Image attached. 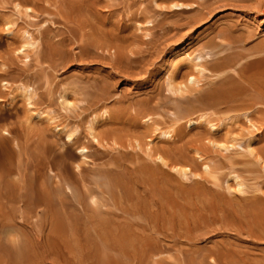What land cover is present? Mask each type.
<instances>
[{
  "label": "rangeland",
  "instance_id": "obj_1",
  "mask_svg": "<svg viewBox=\"0 0 264 264\" xmlns=\"http://www.w3.org/2000/svg\"><path fill=\"white\" fill-rule=\"evenodd\" d=\"M257 1L0 0V264H264V120L205 108L211 120L174 139L147 125L153 117L168 123L176 102L190 103L221 77L193 67L200 90L179 95L175 87L178 66H192L189 57L220 28L243 35L244 47L264 46V0ZM117 40L139 60L120 58ZM220 49L203 60L229 51ZM137 99L148 100L152 118L135 113ZM90 119L105 133L99 143ZM146 132L155 133L152 144L164 141L168 156L147 151ZM173 147L180 161L169 157Z\"/></svg>",
  "mask_w": 264,
  "mask_h": 264
},
{
  "label": "bare ground",
  "instance_id": "obj_2",
  "mask_svg": "<svg viewBox=\"0 0 264 264\" xmlns=\"http://www.w3.org/2000/svg\"><path fill=\"white\" fill-rule=\"evenodd\" d=\"M24 1V0H23ZM51 1V0H50ZM57 1V0H56ZM67 0H65V2H66ZM260 1V0H259ZM259 1H257L258 3H259ZM43 2V1H42ZM64 2V1H63ZM62 2V4H64ZM72 2V1H71ZM84 2V1H83ZM17 3V2H16ZM50 4V3H49ZM172 4V3H171ZM174 4H177V6L179 5L180 6V4L182 5V4H184V3H182V2H179V1H174L173 2V6H174ZM254 4H255V2H254ZM40 5V4H39ZM65 5H67V4H65ZM187 5V4H186ZM44 6H46V5H43L42 7L44 8ZM188 6V5H187ZM256 6V5H255ZM47 8H49V6H47ZM64 8H66V7H64ZM182 8V7H181ZM52 8H50L49 10H51ZM67 9H69V8H67ZM180 9V8H179ZM38 10V9H37ZM42 10H44V9H42ZM53 10V9H52ZM39 11V10H38ZM46 11H48V9H46ZM54 11V10H53ZM68 11V10H67ZM42 12V11H41ZM50 12H52V11H50ZM36 13V12H35ZM56 14L57 16L58 15H60L59 17V20H61L62 19V21L67 25V26H69V23H68V19H67V17L65 16V11H64V13L61 11H59V10H57V11H55V12H53V14ZM79 13V12H78ZM74 14H76L77 15V13H74ZM80 14V13H79ZM56 17V16H55ZM144 17H146V16H144ZM147 18V17H146ZM37 21V20H36ZM149 21H151V20H149ZM147 22H148V20H147ZM139 23V22H138ZM76 24V23H75ZM82 25V24H81ZM48 28H49V26H48ZM66 28V27H65ZM149 28V27H148ZM145 29V30H149V29ZM151 28V27H150ZM67 29V28H66ZM139 29H141V27L139 28ZM152 29V28H151ZM229 28H220L216 33H215V35L214 36H212L210 39H208L207 41H205V42H203L201 45H200V47H198L197 48V50L195 51V53L191 56V57H189L190 56V54H189V61L191 62V65L192 66H190L189 68H180V66H178L177 68V70H176V73L178 74V75H180V77H181V79H179L178 81H177V83L178 84H176L175 85V87H177L179 90H180V92H179V90H178V94L179 95H182L183 93H185V95H186V93H188V94H190L191 92H193V91H198V90H200V88H201V86H199L198 85V83H199V73H197V72H195L194 71V69H193V67L195 68V69H198V70H201L200 72H202V70H203V68H208L209 67V69L211 70V71H213V72H215L216 74H221V77L213 84V85H211V87H208V88H206V89H204L202 92H198V93H195V94H193L192 96H190V97H188L187 98V100L188 101H191L190 103H186L185 102V104H182V102L181 101H178V102H176V98H175V102H176V104H175V109H173L172 110V114H173V117H171V118H168L169 119V122L168 123H166V121L164 120V123H162V124H160V121H162V120H159V119H157V118H154L153 117V121H151V122H147V125L148 126H150L151 128H158V132L160 133V135H162V136H164V135H167L168 137H171L172 139H174L175 137H181L182 136V134L184 133V128L185 127H187L188 125H190V127H195V126H197L201 121H204V120H206V119H208V121H210L211 120V116L210 115H206V116H204L203 115V113H205V111H203V109H205V108H212L214 111H218V110H227V111H229V110H238L237 112H239V113H241V114H243L245 117H246V119H248L249 120V122H251V123H255L257 120L258 121H261V120H264V46H252V47H244V44H245V39H243L244 37H243V35H241V34H233V32L232 31H230V30H228ZM39 30H41V29H39ZM48 30V29H47ZM68 30V29H67ZM44 31H45V29H44ZM40 32V31H39ZM69 32V31H68ZM146 32V31H145ZM6 33H9V32H6ZM42 33H44V32H42ZM147 33V32H146ZM145 33V34H146ZM40 34V33H39ZM86 34V33H85ZM71 35V34H70ZM87 36H89L88 34H86ZM26 36H27V41H31V34L28 32L27 34H26ZM72 36V35H71ZM118 36V35H117ZM147 36V35H146ZM36 37V36H35ZM102 37H103V35H102ZM102 37H101V39H102ZM119 37H120V35H119ZM89 38V37H88ZM129 39H130V37H128ZM214 38H218L219 39V41H215L214 40ZM36 39V38H35ZM72 39V38H71ZM91 39V38H90ZM95 39V41L96 40H99L100 41V37L97 39V38H94ZM78 40V39H77ZM86 40H87V38H86ZM113 40V39H112ZM135 40V39H134ZM90 41L91 40H89V41H87V42H89L88 43V45H91L90 44ZM94 41V40H93ZM92 41V42H93ZM99 41H98V43H99ZM118 41H120V40H117L116 41V43H114L115 41H113V46L115 47V52L117 51V53H118V55H120L119 57L120 58H124L123 56H127V59H128V61L129 60H135V59H137V58H135V56H138V55H131V54H129L128 52H126L125 50H124V48L125 47H127V45L126 44H124V43H119ZM128 41V40H127ZM144 40H142V42H143ZM82 42H84V41H82ZM105 40H104V42H102V44H104L105 45ZM111 41H109V43H110ZM118 42V43H117ZM121 42V41H120ZM126 42V41H125ZM130 42H132L133 43V39H132V41H128V46H130L129 45V43ZM135 42V41H134ZM244 44H243V43ZM77 43V42H76ZM85 43V42H84ZM97 43V44H98ZM81 44V43H80ZM87 44V43H86ZM107 44V43H106ZM131 44V43H130ZM78 45V44H77ZM109 45V44H108ZM87 46V45H86ZM85 46V48L87 49V47ZM101 45H99V48H102V46L100 47ZM106 46V45H105ZM105 46H103L104 48H105ZM131 46H132V44H131ZM219 46H221V47H223L225 50H229L228 52H225V53H223L222 55H219L213 62H209V61H207V60H203L205 57H206V55L209 53V51L210 50H212V49H214V48H217V47H219ZM226 46V47H225ZM108 47V46H107ZM111 48H112V46H110ZM97 48H98V46H97ZM103 48V49H104ZM128 48V47H127ZM235 48H238V49H235ZM80 49V48H79ZM103 49H99L100 51L102 50L103 51ZM107 49V48H106ZM126 49V48H125ZM224 49H220L219 51H216V52H220V51H222V50H224ZM139 50V49H138ZM27 51V50H26ZM112 51H114L113 49H112ZM132 53H133V50L131 49L130 50ZM107 52V51H106ZM109 52H110V49H109ZM135 52V51H134ZM139 51H137V53H138ZM222 53V52H221ZM220 53V54H221ZM90 54V53H89ZM134 54V53H133ZM30 55V54H29ZM29 55H27V57H29ZM91 55V54H90ZM100 54H98V56H99ZM103 55H104V53H103ZM75 56V55H74ZM77 56V55H76ZM83 56V55H82ZM94 56H95V53H94ZM96 56H97V54H96ZM101 56H102V54H101ZM105 56V55H104ZM110 56V55H109ZM112 56H114V55H112ZM122 56V57H121ZM26 57V56H25ZM24 57V58H25ZM100 57V56H99ZM103 57V56H102ZM106 58H108L107 56H105ZM118 57V56H117ZM77 58H79V56L77 57ZM28 59V58H27ZM114 59V58H113ZM116 59V58H115ZM126 59V58H125ZM125 59H123V61L121 62L120 61V63H123L124 62V60ZM126 59V60H127ZM196 60V62H192L193 60ZM117 60V62H118V60L119 59H116ZM115 60V61H116ZM121 60V59H120ZM137 60H139V59H137ZM7 61V60H6ZM6 63V62H5ZM112 63V62H111ZM116 63V62H115ZM115 65H117V64H115ZM122 65V64H121ZM126 65H128V64H126ZM123 66V65H122ZM125 66V65H124ZM130 66H132V65H129V66H126V67H124V68H130ZM120 68H121V66H120ZM129 70V69H128ZM227 71H231L230 73L229 72H227ZM171 72V71H170ZM173 73H174V71H173ZM225 73V74H224ZM170 74V73H169ZM173 75V74H172ZM177 77V76H176ZM179 77V76H178ZM179 77V78H180ZM172 79H173V77H172ZM178 79V78H177ZM175 82H176V80H175ZM166 84H167V82H166ZM182 84H183V86H182ZM194 85L196 86L197 85V87H194ZM167 86V85H166ZM167 87H169V86H167ZM33 89V88H32ZM169 89V88H168ZM170 90H173V89H171L170 88ZM174 91V90H173ZM99 92V91H98ZM176 93V92H175ZM85 94V93H84ZM151 94V93H150ZM155 94V93H154ZM177 94V93H176ZM90 95V94H89ZM158 95V94H157ZM151 96H153V94L151 95ZM169 96V95H168ZM39 97V96H38ZM93 97V96H92ZM167 97V96H166ZM170 97V96H169ZM169 97H168V99H169ZM40 98V97H39ZM87 98V97H86ZM91 98V97H90ZM111 98V97H110ZM122 98H124V97H122ZM154 98H157V97H154ZM42 99V98H41ZM118 99V98H117ZM132 99V98H131ZM158 99V98H157ZM167 99V98H166ZM36 100H40V99H36ZM87 100V99H86ZM91 100V99H90ZM108 100V99H107ZM114 100V99H113ZM120 100V99H119ZM127 100H129V99H127ZM172 100V99H171ZM103 101V100H102ZM105 101V100H104ZM124 101V100H123ZM132 101V100H131ZM158 101V100H157ZM156 101V102H157ZM186 101V100H185ZM195 101V102H194ZM31 103H32V101H30ZM85 102H89L88 100L87 101H85ZM91 102V101H90ZM100 102V101H99ZM111 102H112V100H111ZM120 102H121V100H120ZM126 102V101H125ZM154 102V101H153ZM115 103V102H114ZM131 104L133 105V107L135 108V113H140V114H147V113H149L148 112V100H144V99H137V100H133L132 102H131ZM86 105V104H85ZM95 105H97V104H95ZM100 105V104H99ZM98 105V106H99ZM102 105V104H101ZM109 106L111 105V103H109L108 104ZM114 105V104H113ZM120 105V104H119ZM119 105H118V110H120L121 111V108L119 107ZM126 105V104H125ZM152 105V104H151ZM161 106H162V104H160ZM89 106V105H88ZM127 106V108L129 107V106H131V105H126ZM126 106H124V107H126ZM153 106V105H152ZM82 107H84V106H82ZM81 107V108H82ZM86 107H87V105H86ZM102 107V106H101ZM154 107V106H153ZM160 107V106H159ZM167 107V106H166ZM89 108H91L90 106H89ZM100 108V107H99ZM104 108V107H103ZM108 108V107H107ZM112 108H114V110H115V108H117V107H113L112 106ZM120 108V109H119ZM123 108V107H122ZM133 108V109H134ZM155 108H156V103H155ZM163 108H165V107H163ZM168 108V107H167ZM13 109V108H12ZM14 109H15V107H14ZM84 109V108H83ZM82 110V109H81ZM123 110V112L122 113H125L124 112V108L122 109ZM211 110V109H210ZM209 110V112L211 113L212 111H210ZM5 111V110H4ZM4 111H3V113H4ZM10 111V110H9ZM13 111V110H12ZM83 111V110H82ZM86 111V110H85ZM101 111V110H100ZM105 111V110H104ZM103 111V112H104ZM107 111V110H106ZM120 111H118V112H120ZM127 111V110H126ZM169 111V110H168ZM227 111H224V112H222V113H226ZM1 113H2V110L0 111ZM16 112V111H15ZM92 112H94V111H92ZM111 112V111H110ZM231 112V111H230ZM234 112V111H233ZM236 112V111H235ZM128 113V112H127ZM207 113V112H206ZM209 113V114H210ZM221 113V112H220ZM221 113V114H222ZM229 113V112H228ZM258 113V114H257ZM7 114V113H6ZM110 114H112V113H110ZM152 114V113H151ZM153 114H155V113H153ZM213 114V113H212ZM218 114H219V112H218ZM94 115V114H93ZM117 115V114H116ZM135 115V114H134ZM17 116V115H16ZM114 116V115H113ZM134 117V116H133ZM136 117V116H135ZM144 117H145V115H144ZM143 117V118H144ZM147 117H151L152 118V115H150V113L148 114V116ZM123 118V117H122ZM184 118V120H182V119ZM127 119V118H126ZM79 120H81V119H78V121ZM91 120V119H90ZM80 122H82V121H80ZM154 122H155V124H154ZM18 123H20V122H18ZM79 123V122H78ZM83 123V122H82ZM89 123V122H88ZM197 123V124H196ZM258 123H260V122H258ZM109 123H107V128L108 129H110V127H109V125H108ZM113 123H111L110 125H112ZM210 124L211 125H214L213 124V121H211L210 122ZM209 124V125H210ZM79 125V124H78ZM81 125H83V124H81ZM105 125V124H104ZM104 125H103V127H104ZM114 125H116V123H114ZM120 125V124H119ZM118 125V126H119ZM210 125V126H211ZM255 124H253L252 126H254ZM24 126H25V124H24ZM99 126V125H98ZM121 126L123 127V125H122V123H121ZM127 126V125H126ZM125 126V127H126ZM256 126V125H255ZM79 127H80V125H79ZM78 127V128H79ZM102 127V128H103ZM124 127V128H125ZM128 127V126H127ZM132 127V126H131ZM211 127H213V126H211ZM97 128V127H96ZM117 128V127H116ZM133 128V127H132ZM51 129V128H50ZM100 129V128H99ZM104 129H105V127H104ZM112 129H115V128H113V126H112ZM118 129H119V127H118ZM117 129V130H118ZM138 129H139V127H138ZM186 129V128H185ZM199 129V128H198ZM74 130L75 129H70V131H67V136L68 137H70L71 138V134L74 132ZM79 130V129H78ZM81 130V129H80ZM83 130V129H82ZM81 130V131H82ZM87 130V129H86ZM111 130V129H110ZM109 130V131H110ZM136 130V129H135ZM187 130V129H186ZM33 131V130H32ZM31 131V132H32ZM41 131V133H42V130H40ZM88 133H90V135H91V137L92 138H94L95 139V141L97 142V143H99L100 141H101V137L105 134V133H103V135H102V133H101V131L102 130H99L100 131V133H99V131H97V129H95V124H94V121H90V123H89V125H88ZM114 131V130H113ZM120 131V130H119ZM118 131V132H119ZM141 131V130H140ZM195 131V130H194ZM7 132V131H6ZM22 132V131H21ZM30 132V133H31ZM36 132V131H35ZM83 132V131H82ZM132 132H134L133 130H132ZM136 132L137 133H134L135 135H137L139 132L136 130ZM198 132H199V130H198ZM23 133V132H22ZM30 133L28 134V137H29V135H30ZM34 133V132H33ZM37 134L39 133V131L38 132H36ZM113 133V132H112ZM112 133H110L109 134V136H111L112 135ZM115 133H117V131L115 130ZM120 133V132H119ZM118 133V134H119ZM123 133H127L126 132V129H125V132H123ZM123 133H120L121 135L123 134ZM147 133V132H146ZM146 133H144V135L146 134ZM150 133V137H149V139H148V141H146L145 142V139H142V141H144L145 143H142V145L143 144H145L146 145V143L148 144V146H147V151L148 152H150L151 154H155L156 156H158V157H160L161 159H163L164 157H165V155H167L168 153H169V150H166L167 149V147L166 148H164L163 147V145H161L162 143H164V141L162 142V141H159V142H162L160 145H154V144H152L151 143V139H153L154 138V134L155 133H152V132H149ZM149 133H147L146 135H149ZM191 133L193 134V131H191ZM200 133H203V131H200ZM9 134V133H8ZM114 134V133H113ZM127 134H129V133H127ZM126 134V135H127ZM131 134V133H130ZM129 134V135H130ZM141 134L143 135V133L141 132ZM10 135V134H9ZM24 135H25V133L23 134V137H24ZM43 135V134H42ZM60 135V134H59ZM79 135H80V133H79ZM79 135H77V136H79ZM134 135V136H135ZM139 135V134H138ZM137 135V136H138ZM186 135H188V134H186ZM185 135V136H186ZM201 135H203V134H201ZM38 136H40V135H38ZM56 136L58 137V135L56 134ZM66 136V135H65ZM108 136V137H109ZM133 136V135H132ZM185 136H184V138H185ZM189 136V139H191L190 137V135H188ZM27 137V136H26ZM27 137V138H28ZM34 137V136H33ZM35 137H37V136H35ZM40 137H42V136H40ZM53 137H55L54 135H53ZM62 137V136H61ZM89 138L90 140H92V138ZM108 137L107 136H105V138L106 139H108ZM112 137V136H111ZM119 137H121L122 138V136H119ZM118 137V138H119ZM129 138L131 137V135L130 136H128ZM147 137V136H146ZM194 137V136H193ZM192 137V138H193ZM197 138H200V134H198L197 136H196ZM32 138V137H31ZM30 138V139H31ZM77 138L78 137H72V140L73 141H77ZM120 138V139H121ZM126 138V137H125ZM134 138V137H133ZM132 138V139H133ZM140 138V139H139ZM138 138V140H136V141H138V144H141V141H139V140H141V138L142 137H139ZM164 138V137H163ZM183 138V139H184ZM63 139V138H62ZM111 138H109V140H110ZM135 139V138H134ZM137 139V138H136ZM183 139H180V140H182V142H183ZM186 139H188V138H186ZM211 139V138H210ZM5 140V139H4ZM13 140V139H12ZM23 140V139H22ZM32 140V139H31ZM33 140H34V138H33ZM41 140V139H40ZM54 140H55V138H54ZM61 140V139H60ZM115 141H117V139L115 138L114 139ZM127 140H128V138H127ZM126 140V141H127ZM215 140V139H214ZM106 141V140H105ZM112 141V140H111ZM253 140L251 139V141H249L248 142V144L249 145H251V148H252V146H253V142H252ZM12 142H14V141H12ZM41 142V141H40ZM64 142V141H63ZM166 142V141H165ZM177 142H178V140H177ZM180 142V141H179ZM178 142V143H179ZM188 142V141H187ZM218 142H221V141H218ZM30 142L28 141V143H27V145L29 144ZM35 143H36V145L38 144L36 141H35ZM102 143V145L104 146V144H103V142H101ZM110 143V142H109ZM116 143V142H115ZM120 144H124V139L122 140L121 139V141L119 142ZM118 143V144H119ZM127 143V142H126ZM126 143L124 144V146H126ZM130 143H131V139H130ZM181 143V142H180ZM14 144V143H13ZM34 144V143H33ZM56 144V143H55ZM106 144V143H105ZM108 144V143H107ZM117 144V143H116ZM119 144V145H120ZM137 144V145H138ZM183 144H184V142H183ZM185 144H186V142H185ZM238 144H241V143H239L238 142ZM26 145V146H27ZM31 145V148H32V150H33V145L32 144H30ZM35 145V144H34ZM41 145H43V142H42V144ZM40 145V146H41ZM87 145L88 144H86V142L84 143V142H81L80 144H79V147H81L82 148V150H83V147H87ZM98 145H100V144H98ZM129 145H131V144H129ZM164 145H165V143H164ZM169 146H170V144H168ZM172 145V144H171ZM181 145V144H180ZM56 146V145H55ZM132 146V145H131ZM175 146V145H174ZM189 146V145H188ZM16 147V146H15ZM44 147V146H43ZM43 147H41V148H43ZM67 146H65V148H66ZM89 147V146H88ZM99 147V146H98ZM110 147H112L113 148V146H111V144H110ZM119 147V146H118ZM182 147V146H181ZM190 147V146H189ZM248 147H250V146H248ZM17 148V147H16ZM56 148V147H55ZM68 148V147H67ZM91 148V147H90ZM100 148V147H99ZM106 147L104 146V149H105ZM108 148V147H107ZM174 148H176V147H173L172 148V153H173V149ZM109 149V148H108ZM121 149H122V147H121ZM121 149H120V151H121ZM170 149V148H169ZM253 149V148H252ZM102 150V149H101ZM112 150V149H111ZM113 150H114V148H113ZM112 150V151H113ZM118 150V149H117ZM125 150H127V149H125ZM182 150H184V149H182ZM185 150L187 151L188 149H187V147L185 148ZM17 151V150H16ZM63 151V150H62ZM61 151V152H62ZM107 151H109V150H107ZM116 151V150H115ZM130 151V150H129ZM136 151V150H135ZM144 151V150H143ZM175 151V150H174ZM30 152V151H29ZM32 152V151H31ZM57 152H59V151H57ZM17 153V152H16ZM111 153V152H110ZM138 153V152H137ZM187 153V152H186ZM30 154V153H29ZM185 154V153H184ZM188 154V153H187ZM253 154V153H252ZM37 155H38V153H37ZM170 156V158L171 157H175L176 159H178L179 158V156L180 155H176V152H175V154L173 153V155H171V154H169ZM257 155H258V157L260 158V156H259V154L257 153ZM61 156H63V155H61ZM71 156V155H70ZM108 156V155H107ZM156 156H155V158H156ZM168 156V155H167ZM261 156H262V154H261ZM37 157V156H36ZM36 157H33L34 159H36ZM52 157H54V155L52 156ZM77 157V156H76ZM135 157V156H134ZM145 157V156H144ZM169 157H167V158H169ZM166 158V159H167ZM186 158V157H185ZM264 158V157H263ZM66 159V158H65ZM69 159V158H68ZM172 159V158H171ZM50 160H52V159H50ZM70 160V159H69ZM71 160H72V158H71ZM181 160V159H180ZM179 159H178V161H180ZM183 160H184V158H183ZM186 160V159H185ZM190 160V159H189ZM188 160V161H189ZM263 160V159H262ZM53 161V160H52ZM141 161H143V160H141ZM151 161V160H150ZM166 161V160H165ZM193 161V160H192ZM264 161V160H263ZM263 161H262V163H263ZM21 162H22V160H21ZM16 163V162H15ZM19 163V162H18ZM102 163V162H101ZM177 163V162H176ZM175 163V164H176ZM49 164V163H48ZM159 164V163H158ZM157 164V165H158ZM164 164V163H163ZM173 164H174V160H173ZM168 166H169V164H167ZM172 164H170V166H171ZM177 165V164H176ZM49 166V165H48ZM175 165H173V167H174ZM182 166V165H181ZM184 166V165H183ZM160 168V167H159ZM163 168V167H162ZM172 168V167H171ZM175 168V167H174ZM185 168V167H184ZM184 168H182V169H184ZM165 169V168H164ZM189 169V168H188ZM172 170H173V168H172ZM186 170V169H185ZM184 170V171H185ZM163 171V170H162ZM175 171V170H174ZM27 172H28V170H27ZM164 172V171H163ZM168 172V171H167ZM32 173H33V171H32ZM60 173V172H59ZM12 174V173H11ZM10 174V175H11ZM23 174V173H22ZM75 175V174H74ZM19 176V175H18ZM17 176V177H18ZM23 176V175H22ZM140 176V175H139ZM138 176V177H139ZM19 178H21V175L19 176ZM27 178V177H26ZM57 178V177H56ZM11 179V178H10ZM80 179V178H79ZM57 180H59V179H57ZM15 181V180H14ZM11 182V181H10ZM16 182H19V181H16ZM23 182H25V181H23ZM236 182H239V181H236ZM3 183V182H2ZM18 184V183H17ZM26 184V183H25ZM238 185L240 184V183H237ZM20 185V184H19ZM86 185V184H85ZM16 186V185H15ZM237 186V185H236ZM240 186V185H239ZM7 191V190H6ZM7 194V193H6ZM9 194V193H8ZM7 194V195H8ZM11 194V193H10ZM4 195H5V193H4ZM165 196H166V194H165ZM1 197V196H0ZM19 197H22V193H20V196H18V198ZM25 198V197H24ZM21 199V198H20ZM30 199L32 200V198L30 197ZM3 199H1V201H2ZM5 200H6V198H5ZM18 200V199H17ZM24 200V199H23ZM34 200V199H33ZM20 201V200H19ZM27 201V200H26ZM36 201V200H35ZM34 201V202H35ZM11 202H13V201H11ZM23 202H25V201H23ZM28 202V201H27ZM31 202H33V201H31ZM37 202V201H36ZM42 204V203H41ZM39 205H40V203H39ZM43 205H44V203H43ZM150 205V204H149ZM23 206V205H22ZM159 206V205H158ZM24 207V206H23ZM39 207H41V206H39ZM45 207V206H44ZM147 207V206H146ZM153 207V206H152ZM17 208V207H16ZM25 208V207H24ZM37 208V207H36ZM46 208V207H45ZM14 209V208H13ZM18 209H20V208H18ZM17 209V210H18ZM48 209V208H47ZM151 209V208H150ZM22 210H23V213H25L24 211L26 210L27 212H29L30 213V211L29 210H27L26 208H25V210L22 208ZM142 210V209H141ZM25 213V214H28V213ZM35 212V211H34ZM142 212H143V210H142ZM237 212V211H236ZM17 213V212H16ZM33 213V212H32ZM36 214V213H35ZM19 215H20V213H19ZM33 216H34V214H32ZM12 216V215H11ZM16 216V215H15ZM36 216V215H35ZM146 216V215H145ZM14 217V216H13ZM12 217V218H13ZM24 217V216H23ZM15 218V217H14ZM21 218V217H20ZM216 220V219H215ZM244 220V219H243ZM27 221H28V219H27ZM144 221V220H143ZM220 221V220H219ZM25 222V221H24ZM149 223V222H148ZM166 224V223H165ZM89 225V224H88ZM167 225V224H166ZM90 227V226H89ZM58 228V227H57ZM56 228V229H57ZM150 228H151V226H150ZM153 228V227H152ZM254 232V231H253ZM176 237V236H175Z\"/></svg>",
  "mask_w": 264,
  "mask_h": 264
}]
</instances>
